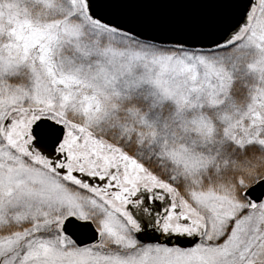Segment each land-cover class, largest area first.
<instances>
[{"label": "snow or ice", "instance_id": "obj_1", "mask_svg": "<svg viewBox=\"0 0 264 264\" xmlns=\"http://www.w3.org/2000/svg\"><path fill=\"white\" fill-rule=\"evenodd\" d=\"M0 264H264V0H0Z\"/></svg>", "mask_w": 264, "mask_h": 264}]
</instances>
